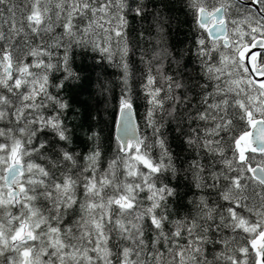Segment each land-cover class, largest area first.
Masks as SVG:
<instances>
[{
  "label": "snow or ice",
  "instance_id": "snow-or-ice-1",
  "mask_svg": "<svg viewBox=\"0 0 264 264\" xmlns=\"http://www.w3.org/2000/svg\"><path fill=\"white\" fill-rule=\"evenodd\" d=\"M183 3L195 75L156 0H0V264H264V0ZM77 55L120 74L114 131L76 122Z\"/></svg>",
  "mask_w": 264,
  "mask_h": 264
},
{
  "label": "trees",
  "instance_id": "trees-1",
  "mask_svg": "<svg viewBox=\"0 0 264 264\" xmlns=\"http://www.w3.org/2000/svg\"><path fill=\"white\" fill-rule=\"evenodd\" d=\"M166 3L168 7L165 8L160 6L159 0H156L157 6L154 11L159 13L160 22L165 24L167 42L170 49L174 51L177 58H179V54L184 48L187 47L192 49V52L184 56L181 65H172L171 71L181 73L185 70L186 66L189 74L195 75L194 70L197 65L193 55L195 50L194 40L201 34V30L196 27L195 20L191 12L184 6L183 0H166ZM244 6L243 4L238 5L242 10ZM250 8L253 12L256 11L254 8ZM150 9H152L151 5ZM150 22L153 24L150 30L151 39H160V34L154 27L156 21L150 19ZM144 27L147 29L148 24L146 23ZM145 47L149 54L158 50L155 44L146 45ZM76 51L79 52V49H76ZM153 63H156V61ZM164 64L167 70L169 61L165 60ZM75 68L79 71L81 80L78 82V86L69 88L65 94L79 113L76 122L80 123L82 121L85 128H87L89 124H97L105 128L106 133L114 131L119 108V99L123 88L118 70L111 67H107L106 69V65L100 63L99 56L94 60L92 55H88L87 57L77 55ZM140 75L141 74L134 68L130 83L133 89V106L137 124L142 127L146 104L143 96L140 94ZM182 82L188 86L190 93L194 95L195 89L192 88V84L187 77H183ZM69 115L71 116L72 114L70 113ZM89 116H91V119ZM165 122L168 123L167 117H165ZM176 127L177 125L175 122H172L168 127V140L173 151L180 153L183 148L181 138L177 131L172 130ZM76 146L78 150H86V142L84 137L80 134L79 129L77 130ZM185 155H187V153H185ZM259 159L260 157L257 155L253 166H255V162H258Z\"/></svg>",
  "mask_w": 264,
  "mask_h": 264
},
{
  "label": "water",
  "instance_id": "water-1",
  "mask_svg": "<svg viewBox=\"0 0 264 264\" xmlns=\"http://www.w3.org/2000/svg\"><path fill=\"white\" fill-rule=\"evenodd\" d=\"M242 3H244V4H246V5H249V2H244L243 0H242ZM250 4L255 5V4L251 3V1H250ZM250 6H251V5H250ZM255 6H256V5H255ZM253 7H254V6H253ZM255 8H257V6H256ZM133 113H134L133 119H134V121L137 123V119H136V114H135L134 107H133ZM119 120H120V113H119V108H118L116 124L119 122Z\"/></svg>",
  "mask_w": 264,
  "mask_h": 264
},
{
  "label": "bare ground",
  "instance_id": "bare-ground-1",
  "mask_svg": "<svg viewBox=\"0 0 264 264\" xmlns=\"http://www.w3.org/2000/svg\"><path fill=\"white\" fill-rule=\"evenodd\" d=\"M244 2H249V5H247V6H249V7H252V8H254L255 10H256V6L255 5H252V4H250V1L251 0H243ZM241 4H243V5H246V4H244V3H241ZM251 5V6H250ZM254 6V7H253ZM134 107V106H133Z\"/></svg>",
  "mask_w": 264,
  "mask_h": 264
}]
</instances>
